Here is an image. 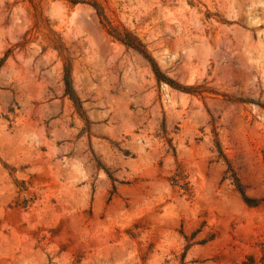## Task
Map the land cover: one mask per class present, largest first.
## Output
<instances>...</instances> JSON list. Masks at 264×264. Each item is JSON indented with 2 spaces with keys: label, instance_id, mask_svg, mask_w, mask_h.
Listing matches in <instances>:
<instances>
[{
  "label": "rangeland",
  "instance_id": "rangeland-1",
  "mask_svg": "<svg viewBox=\"0 0 264 264\" xmlns=\"http://www.w3.org/2000/svg\"><path fill=\"white\" fill-rule=\"evenodd\" d=\"M0 264H264V0H0Z\"/></svg>",
  "mask_w": 264,
  "mask_h": 264
},
{
  "label": "trees",
  "instance_id": "trees-1",
  "mask_svg": "<svg viewBox=\"0 0 264 264\" xmlns=\"http://www.w3.org/2000/svg\"><path fill=\"white\" fill-rule=\"evenodd\" d=\"M119 39L127 44L128 46L136 49L137 51H139L140 53H142L145 57L148 58V60L151 62V65L153 67V70H154V73L156 75V77L159 79V80H166V78H164V76H162L161 72L159 71V69L157 68L156 64L153 62V60H151V58L148 56V54L145 52V50L142 48L139 40L134 37L133 35L129 34V33H126L124 36H119ZM169 81V83H171L170 81L171 80H167ZM65 92L66 94H68L73 100L75 99V96L73 94V91L71 90V87H70V84H69V80L67 78H65ZM233 179L236 180L235 176H233V174H231V176H229ZM228 177V178H229ZM113 179V178H111Z\"/></svg>",
  "mask_w": 264,
  "mask_h": 264
}]
</instances>
